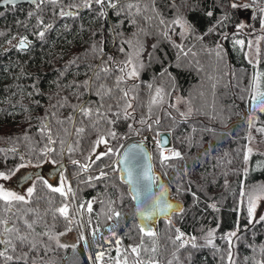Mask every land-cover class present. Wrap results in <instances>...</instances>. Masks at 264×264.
<instances>
[{
  "label": "trees",
  "instance_id": "obj_1",
  "mask_svg": "<svg viewBox=\"0 0 264 264\" xmlns=\"http://www.w3.org/2000/svg\"><path fill=\"white\" fill-rule=\"evenodd\" d=\"M129 2L139 7V14L135 8L132 15L128 14ZM174 2L180 5V0H119L116 9L103 6V17L98 15L100 5L86 8L84 0H57L55 4L36 0L0 7V171L12 172L23 163L41 168V173L34 176L35 191L27 198V204H16L11 212L0 207V219H10L7 226L14 225L36 247L31 249V243L14 240L16 250L8 249V255L27 253L26 259L0 258V264H117V260L124 264L125 258L127 264H137L138 259H154L158 264H229V245L222 237L232 231L237 232L232 248L235 264L264 261V222L249 225L247 214L250 191L264 186V147L252 151L247 162L244 160L248 118L253 115L250 97L255 91L264 92V75L260 76L258 88L253 85L254 74H264V12L260 11L264 0H237L249 5L241 9H231V0H226L224 9L218 0H188V7H180L179 14L195 24L196 33L186 38L178 34L180 28L171 24L178 14L171 6ZM120 9L123 11L117 16ZM61 10L76 15L61 17ZM207 11H213V16L208 17ZM225 12L227 18L217 24ZM161 19L165 24H160ZM242 23L246 28L238 29ZM212 25L216 26L214 32L203 40L196 38ZM41 31L43 37L38 35ZM22 37L27 38L28 48L19 51L15 43ZM250 37L259 38L255 65L245 58ZM129 39L133 44H143L144 67L139 80L121 85H138L133 92L134 110H128L132 115L125 120L124 102L114 86L119 75L116 64L126 59V53L119 48L122 41ZM236 40L243 44H234ZM174 44L182 45L183 51ZM123 47L126 52L131 51L127 44ZM109 56L113 61H109ZM102 66L111 71L100 72ZM101 84L104 89H100ZM157 88L161 89L162 102L151 105L149 112ZM108 89H112L110 95L106 94ZM109 105L113 112H120V119L108 111ZM82 108L92 109L91 117H84ZM97 108L106 118L100 117ZM189 108L192 114L182 116ZM46 113L56 141L52 145L38 131ZM109 119L116 122L110 124ZM141 119L147 123L141 124ZM157 120L159 123L154 122ZM79 128L84 132L77 133ZM252 128H264V113L256 111ZM110 130L116 132L115 139L107 135ZM164 131L170 135V149L180 152L181 158H170L162 165L160 149L149 145L152 165L185 212L158 220L153 229L156 237H143L137 258L127 246L141 244L143 234L136 223L127 186L119 178L116 152L128 137L145 138L149 134L157 138ZM257 133L264 138V132ZM25 134L27 140L23 139ZM99 136H104L107 144L96 147L102 155L93 162L92 150ZM46 147L54 151L41 157L39 154ZM69 147L74 150L69 152ZM108 148L114 151L103 155ZM47 159L54 167L65 165L61 170L69 179L75 200L69 197L65 201L43 185L42 180H48L49 169L53 168L41 165ZM72 160L80 163L73 165ZM80 165L90 166L82 171ZM101 170L107 175L95 179ZM177 188L182 189L181 193ZM189 188L199 197L195 203L191 192L183 191ZM88 201H94L91 213L79 209L81 203ZM65 202L71 204L72 224L58 214L53 219L52 210ZM211 204L216 205L215 210L209 207ZM113 212L120 216L112 215ZM25 221L32 223L31 229ZM3 227L0 225V230ZM69 228L75 238L67 241L64 235L59 236L60 243L67 245L64 248L41 235L66 234ZM177 228L185 233V238L195 236L197 244H206L208 232L214 229L215 247L180 248V242L173 244L171 239ZM153 247L155 252L151 251ZM0 250H4V245H0ZM98 252L104 253L99 262Z\"/></svg>",
  "mask_w": 264,
  "mask_h": 264
},
{
  "label": "snow or ice",
  "instance_id": "obj_2",
  "mask_svg": "<svg viewBox=\"0 0 264 264\" xmlns=\"http://www.w3.org/2000/svg\"><path fill=\"white\" fill-rule=\"evenodd\" d=\"M33 3L36 2V0H32ZM44 0H41V3H43ZM48 2L50 3H57V0H48ZM2 3L7 5V4H15V0H2ZM119 0H84V7L86 8H91L93 6V4L95 5H100V11L98 13V15H100L101 17L106 16V12L104 10V5L107 4V6L109 8L112 9H116L118 6ZM218 5L220 8L224 9L227 7L226 4V0H218ZM172 7L176 8L177 10V15L176 18L173 19L171 21L172 25L177 26L178 28H180V32L178 33L182 38H186L189 34H195L196 33V26L194 23L190 22L185 16L179 14L180 13V7H188V0H180V5L178 6L175 2L171 5ZM37 7H39V5H37ZM76 7H79V5H76ZM214 8L216 7V4H214L213 6ZM231 9H241V8H248L249 5L247 4H240L237 3V0H231V4H230ZM126 8L129 10L128 14L132 15L131 10L133 8L136 9V13L139 14L140 9L137 5L129 2L126 4ZM191 10V9H190ZM123 11V9H120V11L116 12V15L119 16L121 14V12ZM260 11L264 12V8L260 9ZM208 17H212L214 12L213 11H207L205 13ZM29 15H33V13H29ZM59 15L61 17L64 16H73L76 15V13L73 12H65L63 10H61V12L59 13ZM228 13L225 12V15L222 16L219 20H217V24H221L223 22V20L225 18H227ZM40 23H43V21H40ZM132 24H135V20L131 21ZM160 24H165V21L163 19L160 20ZM245 25L244 24H238L237 28L238 29H242ZM261 26L262 28H264V20L261 21ZM48 28L51 27V25L47 26ZM215 25L210 26L207 29V32H204L202 34L196 35V38L199 40H203L204 36H207L208 34L212 33L215 31ZM167 36V32L164 33ZM38 35L40 37L44 36V32L41 31L38 33ZM95 35V33L93 34ZM135 35V34H134ZM123 44H127L129 49H131V51H127L126 49L123 47ZM234 44L236 45H242L243 41L240 40H236L234 41ZM28 45V41L26 37H22L20 39L19 45L18 47L20 49H24L26 48ZM157 46L155 44L152 45V48L155 49ZM174 47H177L179 49H181V51H183L182 45L180 44H174ZM217 47H219V45H217ZM96 46L93 45L92 46V50L95 51ZM101 52L104 51V49L101 47L100 49ZM119 51L121 53H126V59H124L123 61H120L119 63L116 64V70L119 72V75H117L116 77V82H115V89L121 93L120 96V100H122L124 102V107L122 109L123 111V119H128L131 117L132 113L129 112V109H133L134 110V106H133V100H135V96L133 95V92L135 91V89L138 87V85L136 83H133L130 87L128 88H122L121 85L127 83L128 81H137L139 80V74L140 71L143 69L144 67V63L141 60V55L142 52L144 51L143 49V44H141L139 41H137L136 44H133L132 40H125L122 41L121 47L119 48ZM217 55L219 56V52H217ZM149 56V60H151V53L148 54ZM109 61H113V57L109 56ZM251 63V61H249ZM111 71L110 68L108 67H104L102 66L100 68V72L108 74ZM164 72H167V69H164ZM164 73H161V75H163ZM264 75L260 72H256L253 76V85L254 87L258 88V84H259V79L260 76ZM100 76L99 74H97V79H99ZM87 83V82H85ZM104 85L101 84L100 85V89H104ZM148 88H152L151 84H148ZM112 92V89H108L107 93L108 95H110ZM99 91L97 92V95H99ZM252 103H251V108H252V113L253 115H250L248 118V124L249 127L253 126V117L256 113V111L258 110L261 113H264V92H260V91H255L254 94L250 97ZM162 102V96H161V89L157 88L156 89V93L154 96H152L151 98V102H150V106H149V112L151 111V105H155L157 103H161ZM38 103V102H37ZM101 107H103V105H101ZM117 107L119 108L120 105L117 104ZM97 113L100 115V117L102 119L106 118L104 113L100 112V109L97 108ZM108 111L115 116L117 119H120V112H113L112 111V106L109 105L108 106ZM81 113L84 117H91L92 115V109L90 108H82L81 109ZM192 114V109L189 108L188 113H182V116H190ZM69 119H71V117H69ZM48 117H47V113L45 114V116L42 118L41 120V127L39 128V132L46 137L47 139V144L48 145H52L55 144L56 141L53 139L52 137V130L51 127L49 125V123H47ZM59 122V121H58ZM116 121L115 120H108V123L110 124H114ZM155 123H159V121H154ZM97 123H99V121H97ZM141 124H146L147 121L144 119H141L140 121ZM129 129L132 128V125L129 124L128 125ZM148 127H151L150 124H148ZM207 131H211V129H206ZM77 133H83L84 129L83 128H79L76 130ZM193 131H195V129H193ZM258 132H264V128H258L257 129ZM108 136L112 137L113 139L116 138V132L114 131H109L107 133ZM23 139L27 140L28 136L27 134L24 135ZM168 143V140L166 138H161L160 140L157 141V148L160 149V161L161 164H165V162L170 159V158H181V153L178 151H172L169 150V155H165V152L163 150L164 145H166ZM103 144H107V140L105 139L104 136H99L97 138V140L94 142V147H93V153H95L93 162H95V160H99L101 159V153H97L96 152V147H98L99 145H103ZM140 149V145H131L129 147V149H127L125 151V153L123 154V157L121 159V163H128L130 166L125 168L124 171L127 174V182L129 185L133 184V181L135 180V183L137 184V186H140L142 181L146 180V179H150L148 172L150 171L149 169H142L137 171V174L135 177H133V169L131 167V164L133 161H137V157L140 154L139 152H137L136 150ZM74 149L69 147L68 151L71 152ZM13 151H15V149H13ZM54 151L53 148L51 147H46L44 151H42L39 155L41 157L43 156H47L48 154L52 153ZM114 150L112 148H108V150L106 152L103 153V155H110ZM142 151V150H141ZM252 152L251 148L247 149V152L244 155V160L247 162L249 159V156ZM150 158V157H149ZM71 163L73 165H78L80 162L77 160H72ZM138 163V161H137ZM90 165H80L81 170L82 171H87L88 167ZM20 167H24V165H20ZM18 171V169H17ZM11 175H15V171L12 172H4V171H0V180L3 181H7L10 179ZM107 173H105L103 170H101L99 176L95 177V179L99 180L101 178H103L104 176H106ZM43 185L52 193H58L61 197H63L65 199V201L69 200V197H71L72 200H75V193L73 192V189L68 186L67 184V180L65 177H63L61 175L60 177V185L59 186H54L53 184L49 183L47 179L42 180ZM262 189H264V186H262ZM35 191V185H33L32 187H28L27 189V197H31L33 195ZM144 191L145 192H150L151 188L150 186H144ZM165 189H163V186H161V192L159 197H152V196H147V198L144 201V210L143 211H139V215L141 216L142 221H147L150 220L153 216L159 214V213H164L165 215H170L171 213H175L176 215H182L185 212V208L183 207L182 204L180 203H176V204H172L169 203L166 199H163L164 194H165ZM182 189L181 188H177V192L181 193ZM183 191H188L191 192V189H184ZM191 195L193 196V200L194 203L196 201L199 200V197L196 195L195 192H191ZM245 193L243 191H241V196H244ZM27 197L25 195H21L18 194L15 191L9 190L5 185L0 184V207H2L5 212H11L12 208L14 205L16 204H27L29 202V200L27 199ZM264 199V195H249L248 196V207H247V214H248V224L252 225L253 223H260V222H264V216H260L258 219H254V214L256 211V203L258 200ZM93 202L94 201H88L85 203H81L79 205V209H86L87 212L91 213L93 211ZM209 207L213 208L214 210L216 209V205L215 204H211L209 205ZM70 208H71V204L68 202L63 203L61 206L54 208L52 210L53 212V219H56L57 214L62 217L64 220H66L68 222V224H72L74 222V217L70 216ZM79 209L77 211H79ZM170 210V211H169ZM109 211H112L111 209H109ZM114 216L119 217L120 213L119 212H113ZM112 215L108 216V219L111 220L112 219ZM26 225L28 228H32V223H27V221H25ZM33 223H35V221H33ZM10 224V219H0V225L4 226L2 228V230H0V245H4V250H0V258L6 260V261H12L14 259L16 260H20V259H26L27 257V253H23L22 256H18V257H13L12 255H8V249H12V251L16 250V246L14 244V240L18 241L20 244H24L25 242H29V238L27 235H21L20 234V230L18 228H16L14 225L13 226H7ZM169 224H171V220L169 219ZM71 229L69 228L68 231H70ZM239 229L237 228V231ZM96 231H99V229H96ZM176 235L174 238L172 239V243L175 244L177 241L180 242L179 247L180 248H184L186 246H190L193 249H197V248H201V247H215L214 244V232L215 230H210L207 234V236L209 237L206 241V244H197V238L195 236H190L185 238V233L181 232L180 229H176ZM140 232L143 234L141 236V244L136 245V246H132L131 247V253L134 254L137 258L140 256V251H141V245L143 244V237L144 236H148V237H156L157 233L155 231L152 230V228L145 224L144 226L140 227ZM14 234V235H13ZM41 235L43 236H47L49 240H54L56 241L57 245L61 248L67 247V245L60 243L59 241V236H63L65 235L64 232H60L56 235H50L48 232H44ZM113 235H115V233H113ZM237 236V232L236 231H232L230 233H227L224 237H222L223 240L227 241L228 245H229V249H228V261L229 264H235V261L233 260L232 257V248L234 247V243H233V237ZM80 239L83 240L84 237L83 235L80 236ZM116 243L119 245L120 241L119 239H117ZM36 247L35 243H31V249H34ZM73 248L75 247V245L72 246ZM30 249V250H31ZM145 251H147V249H145ZM152 252L156 251V248L153 247L151 249ZM261 251L264 252V247L261 248ZM117 252L119 253V248L117 249ZM104 256L103 252H98L96 255V260L99 262ZM117 264H120V261L117 260ZM124 264H127V258H125L124 260ZM137 264H158V262L154 259H149L148 261H143V260H137ZM168 264H172L171 261L168 262ZM257 264H264V261H257Z\"/></svg>",
  "mask_w": 264,
  "mask_h": 264
},
{
  "label": "water",
  "instance_id": "obj_3",
  "mask_svg": "<svg viewBox=\"0 0 264 264\" xmlns=\"http://www.w3.org/2000/svg\"><path fill=\"white\" fill-rule=\"evenodd\" d=\"M21 3H33L32 0H15V4H7V5H16V4H21ZM2 3V0H0V7L7 6ZM20 42V39L16 42V48L18 50H26L28 48V45L24 49H20L18 47ZM166 138L168 140V143L164 145V148H169L170 147V135L168 132H160L157 134V141L160 140L161 138ZM140 145V149H137L136 151L139 152L140 154L137 157V161H133L131 164V167L133 169V177L136 176L137 171L142 170V169H149L150 171L148 172V175L150 179H146L142 181L140 186H137L135 183V180L133 181L132 185H129L127 182V174L125 173L124 169L129 167L130 165L128 163H121V159L123 157V154L131 145ZM142 150V151H141ZM150 157V158H149ZM116 163L118 165V170H119V178L120 181L124 184H126L128 193L131 197L132 204H133V210H134V217L136 220V223L140 229L141 226H144L145 224L149 225L152 230L155 227V223L160 220L169 217L170 215H165L164 213H159L155 216H153L150 220L147 221H142L141 216L139 215V211L144 210V201L147 198V196H152V197H159L160 192H161V186H163V189H165V194L163 199H166L169 203L176 204L180 203V201L173 199L170 196V191L168 188V185L166 182L161 178L160 174L153 168L152 161H151V152L149 145L145 140L139 139L138 137H128L125 139L119 146L116 152ZM65 165L61 163L58 166L53 167L52 170V175L49 176V178H53V175H55L58 170L62 169ZM41 173V168H37L34 170H28L27 173L25 174V178H31L32 175H37ZM29 175V176H28ZM21 180V179H20ZM24 180V179H22ZM20 183V181H19ZM22 183V182H21ZM144 186H150L151 191L150 192H145L144 191ZM170 211V210H169ZM171 214V212H170Z\"/></svg>",
  "mask_w": 264,
  "mask_h": 264
},
{
  "label": "rangeland",
  "instance_id": "obj_4",
  "mask_svg": "<svg viewBox=\"0 0 264 264\" xmlns=\"http://www.w3.org/2000/svg\"><path fill=\"white\" fill-rule=\"evenodd\" d=\"M242 24H244V23H242ZM243 28H246V27L244 26ZM15 46H16V43H15ZM258 49H259V38L258 37H256V38L250 37L248 40V46H247V50L245 53V58L248 62L251 61V64H253V65H255L257 62ZM19 51H24V50H19ZM3 81H5V80H3ZM260 135L261 134L257 133V131L254 130V128L249 127L248 133H247V149L251 148L252 151L263 149L264 138H262ZM247 149H246V152H247ZM163 150L165 152V155H169V150H172V149H170V147H169V148H163ZM20 165H24V167H20ZM20 165L14 170L15 175H11L10 179L7 181L0 180V184L5 185L9 190L15 191L18 194L25 195L27 197V189H28V187L33 186L35 177H34V175H32L31 178H25L23 175H25L28 170H33L35 166L27 164V163H23ZM41 165L45 166V167H49V166L54 167V165L48 159L45 160ZM17 169H18V171H17ZM61 175L66 178L67 184L69 186L68 177L60 169L58 170V172L55 175H53V178H48V182L53 184L54 186H59ZM22 179H24V180H22ZM19 181H20V183H19ZM257 190H259L261 192L259 193V192H257ZM250 195H264V189H258V188L253 189L250 191ZM260 216H264V199L258 200L256 203V211L254 214V219H257ZM67 241H71V239H68ZM127 247H128L129 252L131 253V246L128 245ZM132 255L135 256L134 254H132Z\"/></svg>",
  "mask_w": 264,
  "mask_h": 264
},
{
  "label": "built area",
  "instance_id": "obj_5",
  "mask_svg": "<svg viewBox=\"0 0 264 264\" xmlns=\"http://www.w3.org/2000/svg\"><path fill=\"white\" fill-rule=\"evenodd\" d=\"M239 1H244V0H239ZM138 138L145 140L148 145H152V146L157 145V139L149 134H147L145 138L144 137L143 138L138 137Z\"/></svg>",
  "mask_w": 264,
  "mask_h": 264
},
{
  "label": "flooded vegetation",
  "instance_id": "obj_6",
  "mask_svg": "<svg viewBox=\"0 0 264 264\" xmlns=\"http://www.w3.org/2000/svg\"><path fill=\"white\" fill-rule=\"evenodd\" d=\"M52 169V168H51ZM51 169H49L48 171H49V176H51L52 175V170ZM47 173V172H46ZM23 176H25V175H23ZM64 237L65 238H67V239H72V238H75V236H74V234H73V232H71V231H69V232H66V234L64 235Z\"/></svg>",
  "mask_w": 264,
  "mask_h": 264
}]
</instances>
